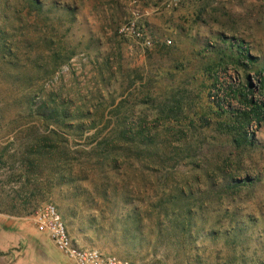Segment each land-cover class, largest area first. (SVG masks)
Here are the masks:
<instances>
[{"label":"rangeland","instance_id":"rangeland-1","mask_svg":"<svg viewBox=\"0 0 264 264\" xmlns=\"http://www.w3.org/2000/svg\"><path fill=\"white\" fill-rule=\"evenodd\" d=\"M131 19L150 46L120 34ZM235 43L251 61H236ZM208 67L225 68L214 86ZM263 67L264 0H0V264H73L35 227L46 202L78 244L134 263L264 264V116L241 146L219 125L245 109L240 92L264 103ZM55 93L72 112L124 99L149 118L173 96L176 148L166 162L95 157L89 134L114 122L47 126L28 96ZM50 129L66 162L32 148Z\"/></svg>","mask_w":264,"mask_h":264},{"label":"trees","instance_id":"trees-1","mask_svg":"<svg viewBox=\"0 0 264 264\" xmlns=\"http://www.w3.org/2000/svg\"><path fill=\"white\" fill-rule=\"evenodd\" d=\"M235 50L238 53V57H236V61L239 59H248L252 60V57L248 55V52L245 48H243L242 44L235 43ZM57 55H59L57 53ZM60 57V56H58ZM61 58V57H60ZM108 60V59H107ZM56 66L59 65L60 62L54 61ZM220 66V65H219ZM225 69L220 68L218 70H214L213 67L206 68V71L209 73L210 77L213 78V86L217 83L219 77V71ZM264 76V67L259 71ZM264 86V84H263ZM234 92V89H230ZM240 92L239 90H237ZM237 92V93H238ZM250 93V92H249ZM243 101V110L238 111L234 120H229L227 122L219 123L220 130H225V132H229L231 135V140L237 145L241 146L243 144H250L252 142V138L247 132V128L250 126L252 122L259 123L264 116V103L262 101L253 100L252 97H248V94L245 92H240ZM39 95L32 96L29 95V104L32 107V111L39 114L40 119L49 126V120L57 125V126H65L70 128L74 133L77 134V131L80 132L89 131L96 127L95 121L96 118H108L110 122L111 120L114 122L113 126L108 129V131L103 135L102 131L96 130L92 134H89L91 137V141H95V144L91 147V151L89 152L95 157H100L103 155H108L111 160L115 162L121 156H132L139 154H149L160 156L162 153L168 151H174L176 146H173V142L169 137V133L173 131V127L169 125L170 123L176 124L179 122L178 114L180 111V103L176 100L175 97L172 96V101L174 104L163 103L159 105L160 114L157 117L149 118V115L141 110L139 113L133 108L132 104H128L125 102L126 100H120L119 103L114 105V99L110 102L111 104L107 105H93V109H81L79 108L75 112H72L68 108V101H64L63 99L54 98L58 97V94H50V100H42L41 103L36 101V98ZM55 104L52 106V104ZM216 107L219 108L215 111L219 116L224 112V108H222L221 103L217 102ZM79 122H72V121ZM203 124H208L206 119L200 118ZM86 121L88 123H85ZM190 121V123H192ZM87 124V125H86ZM108 125V124H107ZM219 130V128H218ZM50 134L45 135L42 139H38V142L32 145V148L38 145V152L45 155H49L50 158H54L55 154L62 157V160L66 162V150L61 148L60 143L57 141L60 139L61 135L58 130L50 129ZM178 134L183 135V131H178ZM250 137V138H249ZM89 138V136H88ZM97 140V141H96ZM68 142V139L65 140V143ZM67 144V143H66ZM32 151V149H31ZM106 157V156H105ZM64 158V159H63ZM159 160L166 162V160L162 159L161 156ZM228 160L226 159L224 163ZM164 166V165H163ZM248 180L243 179H235L231 178L230 182L228 181L227 188L230 187H239L241 185H247Z\"/></svg>","mask_w":264,"mask_h":264},{"label":"built area","instance_id":"built-area-1","mask_svg":"<svg viewBox=\"0 0 264 264\" xmlns=\"http://www.w3.org/2000/svg\"><path fill=\"white\" fill-rule=\"evenodd\" d=\"M121 35L133 37L143 45L150 46L151 38L145 32L140 22L134 19L128 20L119 30ZM170 42L169 40L166 41ZM2 124L0 118V126ZM35 227L39 233L47 234L53 244L68 257L73 264H139L119 257L115 254H108L98 249L78 244L71 235L68 226L64 223L56 204L46 202L37 210L35 215Z\"/></svg>","mask_w":264,"mask_h":264}]
</instances>
